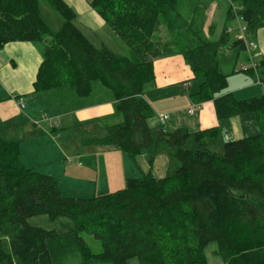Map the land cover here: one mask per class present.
<instances>
[{"label":"trees","instance_id":"1","mask_svg":"<svg viewBox=\"0 0 264 264\" xmlns=\"http://www.w3.org/2000/svg\"><path fill=\"white\" fill-rule=\"evenodd\" d=\"M44 1L63 18L55 32L39 0H0V49L14 41L41 44L34 92L62 89L84 97L98 80L111 91L122 119L85 143L130 157L162 146L177 166L161 178L146 173L128 179L125 188L74 198L62 195L52 176L25 168L17 143L0 135V264H129L133 258L138 264H210L209 244H215V263L264 264V94L236 100L224 93L227 74L219 69L218 54L228 31L213 40L193 30V18L179 9L182 0H91L126 44L122 55L95 46L75 25L76 12L65 0ZM233 2L241 7L246 33L254 36L264 27V0ZM177 43L200 80L194 100L212 101L221 120L251 114L258 133L228 142H221L217 127L152 136L148 120L154 111L145 87L154 79V60ZM229 46L243 48L241 39ZM254 61L251 71L264 84V59ZM40 214L67 217L73 229L58 233L28 223ZM84 234L100 241L99 253L90 251Z\"/></svg>","mask_w":264,"mask_h":264},{"label":"crops","instance_id":"2","mask_svg":"<svg viewBox=\"0 0 264 264\" xmlns=\"http://www.w3.org/2000/svg\"><path fill=\"white\" fill-rule=\"evenodd\" d=\"M90 1L69 0L70 3L79 9L81 14H85L89 18L94 28L101 31L104 29L105 22L92 9ZM232 31L233 29L228 32L226 30L228 33L227 46L229 48V33ZM163 34L165 35V31H162L161 36ZM252 38L258 46V56L254 60L264 59V27L259 28ZM163 41H165L164 38ZM182 46L184 47L183 44ZM183 47L180 50L176 48L171 50L170 48L165 56L154 60V76L155 72L158 71L157 67L160 69L158 74L161 76L160 81L156 85L151 86L152 89L168 87L179 82L184 83V87L188 84L186 83L187 80L184 79H189L192 72L181 55ZM41 59V47L30 42H8L0 49V135L17 143L19 159L25 168L53 177L60 167L65 171L66 168L75 170V166L72 167V161L65 152H69L73 146L69 144L68 138L70 137L67 132L70 134L76 127L90 126L94 123H103L106 127L111 123L120 121L122 117L119 113H115L116 100L111 91L101 83L102 87H100L97 81L91 84L90 93L84 97L69 95L62 89L34 92L33 82ZM218 64L220 65L219 60ZM244 73L240 77L241 83L238 89L241 90L239 93L251 89V87L248 89H243L242 87L243 85H249L251 81L248 76L253 77V73L250 71ZM193 77L192 75L191 78ZM232 89L236 90V88ZM197 90L198 87L195 92ZM232 92L233 90H226V88L224 90V93H231L233 96L237 93L233 94ZM174 98L172 93L167 94L165 106L168 109H172V105H167V103L173 101ZM20 100L24 104L23 108L19 107ZM185 102V105H187V101ZM193 103L198 106L195 111L197 117L192 123L193 133L211 127H217L220 133L221 128L224 126L230 132L231 137H233L232 140L241 139L247 137L245 136L246 134L253 133L250 132L253 131L254 126V117L252 115L242 114L221 120L216 116L212 101L200 103L195 101ZM188 107L185 108V111ZM153 108L155 109L154 106ZM42 114L58 119V125L50 128L45 121L41 122ZM155 118L156 120L153 117L148 120L150 128L154 123H160L157 117ZM112 119L115 122L111 121ZM167 127V129L163 130H176L179 129L180 125L169 121ZM63 129L66 130L64 135L66 140H63L58 147V141L56 140L60 132L64 133ZM89 137H95V134L87 132L86 135L81 136L77 140L83 147L80 149V167L76 170L79 175H89V172L83 168L85 164H93L94 168L95 165L98 167L100 164H105L107 166L106 172L111 176L110 180L102 185L104 190L110 191L114 189L112 191H116L122 189L128 179L139 178L146 173H151L156 178H161V174L157 172L160 166H156V161L163 159L162 149L165 147L149 146L135 157H130L117 149H108L114 151L115 156L106 155V157L100 158L101 155H97L94 151L103 148L95 144L85 143V139ZM156 137L157 133L154 138ZM145 150H147L146 153Z\"/></svg>","mask_w":264,"mask_h":264},{"label":"rangeland","instance_id":"3","mask_svg":"<svg viewBox=\"0 0 264 264\" xmlns=\"http://www.w3.org/2000/svg\"><path fill=\"white\" fill-rule=\"evenodd\" d=\"M70 6H72L76 12V19L74 21L75 25L85 34V36L97 47L105 46L109 50L116 52L118 54L125 55L128 52V48L123 40L111 29V27L104 23V29L101 31L97 28L92 26V22L87 18L85 14H81L79 9L69 2V0H65ZM198 6L196 12H193L191 9L193 7ZM39 8L42 14L44 21L48 24L49 28L55 32L59 30L63 23L62 16L51 8V6L44 0H39ZM179 9L181 14L185 18H193L192 28L193 30L198 31L201 34L209 36L213 40H217L222 36L225 29L229 31L230 29L233 31L229 33V42L232 43L233 40L238 39L240 34L237 21L234 17H232L231 13H228L229 5L227 2L222 0H182L181 4H179ZM165 40H167L166 35H162ZM254 36L248 35L249 40H253ZM229 43V44H230ZM228 44V45H229ZM41 47V44H39ZM182 43H177V45L171 46L172 48H176L178 50L181 49ZM170 48V47H169ZM232 48V49H231ZM176 50V51H178ZM235 50V51H234ZM258 56L257 49L247 51L244 47H228L227 44H223L222 48L220 49L218 60L220 62V71L224 74H227V86L226 90H233V94L235 92L236 95L234 98L236 100H248L249 98L261 96L264 94V84L260 83L256 80L255 75L248 76L249 85H243V89H248L251 87L250 90L246 92H240L241 89H238L240 86V77L241 75L245 74L244 72H252L250 68V57L256 59ZM244 68H248L244 70ZM157 72H155V76L152 84H147L145 87L146 92L144 93V97L153 108L154 115L153 119L156 120L157 114L167 113L168 118L163 123H154L151 127L152 136H156L159 131L163 129H167V125L170 121L176 122L180 125L178 127L182 132L193 134L194 129L192 128V123L196 119V113L190 115L185 111V108L194 104V98L192 97L193 92L199 85V79L191 78L193 74H190L189 79L187 80L185 87L181 82L176 83L174 85L162 88H154L152 89V85H156L158 81H160V76L158 74L159 67H157ZM157 73V74H156ZM253 73V72H252ZM97 81L98 85L102 87L98 80L91 81V84ZM231 88V89H230ZM232 88H236L232 89ZM152 89V90H151ZM172 93L174 95V100L167 103V105H172V109H168L165 106V101L167 94ZM247 96V97H246ZM187 101V105L186 102ZM192 102V103H191ZM189 103H191L189 105ZM115 113H118L115 110ZM251 115V114H250ZM40 119V117H39ZM115 122L113 119L111 120ZM43 122V121H41ZM116 122H119L116 121ZM47 126L55 127V125H50L45 122ZM259 128L254 119V126H253V133L246 134L245 136H250L253 134L258 133ZM64 133L58 135V147L60 143L66 139H64V135L66 134V130L63 129ZM87 132H91L95 134V137H100L105 133V125L103 123H94L90 126H79L76 127L75 130L67 132L69 140V144L73 145L69 152L65 151L68 158L72 161L73 168H66V171L60 167L56 173L54 178L57 180V189L59 192L64 196L74 197V198H91L93 196L106 194L110 191L104 190L102 185H104L107 181H109L110 176L106 172L107 166L105 164H100L98 167L93 164H85L83 168L89 172V175H79L76 169H78L80 159V149L83 147L81 144L78 143V138L87 134ZM73 135V136H72ZM233 137H231L230 132L225 129V126L220 130V140L222 142L231 141ZM80 140V139H79ZM162 153L164 155L163 159L156 161V166H160L158 168L159 172L162 176L166 174H170L173 172L174 168L177 166L176 162L173 160L171 155H169V150L167 148L162 149ZM97 155H101L100 158L106 157V155H110L111 157L115 156L114 151L108 149H100L94 151ZM147 150H145V153ZM66 158V157H65ZM103 161V160H102ZM139 161V160H138ZM140 164V162H138ZM156 169V168H155ZM141 176V175H139ZM127 185V183H126ZM125 185V187H126ZM124 187V188H125ZM28 223L32 226L41 227L44 229H54L58 233L66 232L73 229V224L71 221L64 216H58L55 219H50L49 216L45 214L35 215L28 218ZM84 240L86 242L87 247L93 253H99L101 251V243L98 239L93 238L90 235L84 234ZM215 248V244H209L206 248L207 255L209 257L210 264H218L216 262V258L211 253V250ZM129 264H138L136 258L130 259Z\"/></svg>","mask_w":264,"mask_h":264},{"label":"built area","instance_id":"4","mask_svg":"<svg viewBox=\"0 0 264 264\" xmlns=\"http://www.w3.org/2000/svg\"><path fill=\"white\" fill-rule=\"evenodd\" d=\"M228 3L229 7H230V13L232 14V17H234L237 21V25L240 31V34L238 36V39H241L243 47L247 50H255L257 49V43L254 40H249L248 39V34L246 33V26L243 24L242 21V17L241 14L239 13V11L241 10V7L237 4H235L233 2V0H222ZM250 68L252 71L255 72L256 70V63L254 61V59L252 57H250ZM248 68H244V70H246ZM19 107L23 108L24 104L22 103V101H19ZM198 109V106L196 104H191L187 109V113L188 114H194L195 111ZM157 120L160 123H163L167 118H168V114L167 113H162V114H157ZM41 121H45L48 124L52 125H58V119H56L55 117H48L45 116V114L41 115Z\"/></svg>","mask_w":264,"mask_h":264}]
</instances>
